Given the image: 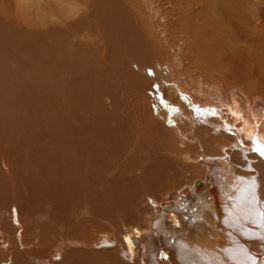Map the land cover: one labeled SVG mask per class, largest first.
<instances>
[{
	"label": "bare ground",
	"instance_id": "1",
	"mask_svg": "<svg viewBox=\"0 0 264 264\" xmlns=\"http://www.w3.org/2000/svg\"><path fill=\"white\" fill-rule=\"evenodd\" d=\"M61 2L72 7L60 19L31 22L0 0V221L49 224L52 264H264V0ZM119 79L135 89L138 126L120 115ZM165 137L189 145L152 157ZM136 146L152 161L133 178L122 156ZM166 187L178 190L164 211L146 196ZM89 207L112 223L154 215L117 253L90 254ZM23 247H8L15 261L30 258Z\"/></svg>",
	"mask_w": 264,
	"mask_h": 264
},
{
	"label": "rangeland",
	"instance_id": "2",
	"mask_svg": "<svg viewBox=\"0 0 264 264\" xmlns=\"http://www.w3.org/2000/svg\"><path fill=\"white\" fill-rule=\"evenodd\" d=\"M17 0H5V4L7 5V6H10V8H13L14 9V11H15V14L17 13L18 14V16H20V17H22V18H24V19H28V20H30L31 22H35L36 20H35V17H36V14L38 13V14H41V13H45V12H43L42 10H45L48 14H52V15H49V16H51L52 17V19H60L62 16L61 15H63L64 16V9L66 8V7H72L70 4H66V5H63L62 3L63 2H61V1H63V0H42V1H38V0H19L20 2V4L18 3V1L16 2ZM36 1H38V2H36ZM10 2V3H9ZM34 3V2H36L37 4H41V8L39 9V10H36L34 7H33V5H32V3ZM41 2V3H40ZM35 4V3H34ZM15 6V8H14V6ZM49 6V7H48ZM30 7V8H29ZM24 8V9H23ZM37 11V12H36ZM38 11H40V13L38 12ZM21 12H23V13H21ZM26 13V14H25ZM31 14H32V16H31ZM56 14V15H55ZM28 15H29V17H28ZM32 17V18H31ZM30 18V19H29ZM41 17H39L38 19H40ZM55 21V20H54ZM135 71L137 70V67L136 66H134V68H133ZM120 81V82H119ZM119 85L120 86H122V88L120 87V88H118V90L116 91V95H117V102H118V106H119V111H120V115L122 116V114H123V116H122V118H123V120L125 121V124H126V126L127 125H129V127H131L133 124L135 125L136 124V126H138L139 124L138 123H140L139 122V120L138 119H136L137 117H135L136 116V112H134V111H136L135 110V105L134 104H136V101L135 102H132V104H131V100L133 99V100H135L136 99V96L135 95H133V94H136V92L135 91H133V90H135L134 88H133V86L129 83V82H126L125 80H123V82H122V80L121 79H119ZM122 83V84H121ZM126 84L127 85H130L131 87H129V89H128V87L126 86ZM118 85V84H117ZM119 85H118V87H119ZM133 89V90H130V89ZM123 89V90H122ZM119 90H122V91H119ZM130 91V92H129ZM135 92V93H134ZM120 97V98H119ZM132 97V98H131ZM127 98H128V100H127ZM131 99V100H130ZM132 100V101H133ZM68 102V101H67ZM66 102V104H68ZM129 103L131 104V105H133V106H135V107H133V106H129ZM134 103V104H133ZM71 108H72V105H70V104H68ZM127 106H129V107H127ZM125 107V108H124ZM124 108V109H123ZM123 110L122 112H121V110ZM127 109H128V112H127ZM130 109V110H129ZM41 110V109H40ZM48 110V109H47ZM134 110V111H133ZM49 112V111H48ZM125 112V113H124ZM129 113V114H128ZM132 113V114H131ZM42 114H44V115H46V113L45 112H43ZM126 115V117H125V115ZM135 115V116H134ZM129 116V117H128ZM74 118V117H73ZM31 120H33V119H31ZM72 120H74V119H72ZM206 120V119H205ZM205 120H202V122L201 123H203V125H204V122H205ZM39 121H38V119L37 120H33V122L31 121V122H28L29 123V125L31 124V126L30 127H28L27 128V131L28 132H31V131H34V129H32L33 128V126H35L37 123H38ZM34 125H33V124ZM40 123V122H39ZM172 125L171 126H169L170 128H174V127H176V126H178L177 124H178V121H176V120H173V121H171L170 122ZM33 125V126H32ZM131 125V126H130ZM164 125L165 124H161V126L162 127H164ZM201 125V124H200ZM202 125V126H203ZM148 127L149 128H151L150 127V125H148ZM134 129V131H135V129L136 128H133ZM124 131V132H123ZM122 132L124 133V134H127L128 132V127L126 128V129H124ZM123 133H122V135H123ZM218 134H221V133H219L218 132ZM215 135H217V134H215ZM166 136H168V135H166ZM211 136H214V135H209L208 133H207V135L206 136H204L205 138H204V141L207 143V145L209 146V145H211V142H208V139L211 137ZM166 138V140L164 139V138H159V139H157V141L155 140L154 141V147H160L158 150H159V152H158V150H154V152H152V157H158L160 154L161 155H164L165 156V154L167 155H169V154H171V150L172 149H174L175 147V149L176 150H184V149H187L186 147L189 145L188 143H184L185 145H187V146H182V147H180V146H172L173 144H172V141H173V139H174V137H171L172 139L170 140L169 139V137H165ZM189 139H191V140H193L194 138H191V136H189L188 137ZM176 139V138H175ZM174 139V140H175ZM180 138L178 137V140H179ZM169 142V143H167V142ZM155 142H156V144H155ZM166 142V145H168L169 146V149H167L166 148V151H164L163 152V148H164V146H162L161 147V145H163L164 143ZM172 144V145H171ZM204 145V144H203ZM148 145H146L145 147H147ZM194 146V145H193ZM227 146V148L225 149V153L228 155V156H235L236 154H237V152L238 151H236L235 149H233V147L231 146V145H229V144H227L226 145ZM145 147L143 146V147H139V146H136V150H128L122 157V162H123V164H129V163H132V165L129 167V168H127V170H126V175L128 176V177H133V178H136V175H138L139 174V172L138 171H143L146 167H148L149 166V164H150V162L152 161L151 160V158H149V160H147L146 158L144 159V157H142L141 158V153L143 152H148V149H146L145 150ZM172 147H174V148H172ZM181 149H180V148ZM185 147V148H184ZM183 148V149H182ZM144 149V150H143ZM221 148L219 147V146H216V148H215V150H214V152H215V154H218L220 151ZM142 150V151H141ZM168 150V151H167ZM150 151V150H149ZM135 152H136V154H135ZM138 152V153H137ZM166 152V153H165ZM154 153V154H153ZM131 154V155H130ZM146 154V153H145ZM133 155H134V157H133ZM137 155V156H136ZM5 155H2V157H4ZM146 156V155H145ZM138 157V158H137ZM140 158V161H144V162H141V164H143L142 165V167H139L140 166V163H138L137 161V159H139ZM144 159V160H143ZM136 160V162L134 163V161ZM148 164V165H147ZM147 165V166H146ZM187 165H189L188 163H187ZM115 166V168H118L117 166L118 165H114ZM189 166H191V165H189ZM137 167L138 168H140V169H138L137 170ZM134 168H136V169H134ZM138 172V173H137ZM137 173V174H136ZM96 176H98V175H96ZM188 179V180H187ZM187 182H191L192 184L193 183H195V182H201L203 179L201 178V177H199V176H197V177H192V176H188L187 177ZM182 185V184H181ZM179 187V186H178ZM178 187H176V188H170V187H166L162 192H160L159 193V195L157 196V195H147L146 197H149L150 199H152L154 202H156L157 204H160V206H163V205H166L167 203H169V202H171V200L174 198V195H175V193H176V191L178 190ZM145 201V200H144ZM149 205V204H148ZM130 206H132V208H135L136 209V201L135 202H133ZM146 206H147V204H146ZM87 213H86V215H85V217L86 218H83V225L85 226V227H87L88 229H89V231L91 232L90 234V236H91V239L89 240L88 239V241L86 242V245H87V247H85V248H82V249H85L86 250V252H88V253H90V254H108V253H117L118 251H119V247L121 246L120 244H121V242H122V236H123V234L124 233H126V232H128L131 228H135V229H137V227H136V225L138 224V230H145V229H148L149 227H148V222H150L152 219V217H153V215L154 214H152L148 219H144V218H146L147 217V215L145 214L143 217H141L139 220H137L136 221V223L134 224V225H129V223L127 222V223H125L124 221H123V223H122V220L121 219H119V220H115V222H111L110 220L109 221H107V220H103V219H101L100 217H97L96 215H94V214H92L93 212H92V210H90V207L87 209ZM95 216V217H94ZM114 221V220H113ZM0 223H5V224H9V225H11L10 227H11V231H12V233H10L9 231H7L6 229H3L2 227H0V264H37V259H35V258H32V255L34 254V251L35 252H39L40 251V248L42 247V249H45V252L42 254V255H40V256H43V259H49L50 260V263H49V261L48 262H46V261H42L43 259H40V262L42 263V264H52L53 262H55V261H53L51 258L53 257V253L55 252L54 251V249H52V248H50V247H48V248H44L43 246H59L58 244H57V242L56 241H54V239H53V237H48L47 235H46V238H43L42 237V234H41V232H42V230H41V228L43 229V227H45V225H48L49 226V224H45V223H41L40 225L41 226H39V225H37V226H33V224H31L29 221H27V220H23V222L22 223H17V222H15V221H7V222H5L4 220L3 221H0ZM125 224V225H124ZM17 227H16V226ZM32 225V226H31ZM44 225V226H43ZM1 226V225H0ZM15 226V227H14ZM30 226V227H29ZM35 230H34V229ZM13 229V230H12ZM29 229H30V232H29ZM32 229V230H31ZM37 229V230H36ZM3 230V231H2ZM121 233V236L119 237V235H118V233ZM29 233L31 234L30 236H29ZM119 233V234H120ZM104 237H107V239H110V240H113L117 245V247L116 248H114V249H102V250H94L93 248H91V246L96 242V241H100L102 238H104ZM101 238V239H100ZM43 239V240H42ZM40 240H42V241H40ZM49 241V242H48ZM113 241H109L110 243H113L114 244V242ZM16 242V243H15ZM52 242V243H51ZM16 244H18L19 246H31V247H23L22 249H16V251L18 252V253H20V252H25L26 253V255L28 256V257H30L29 259L28 258H26V259H24V262H23V260L21 259V260H18L17 259V261H15L16 260V258L14 259L13 258V256H11L10 255V252H9V250H8V247L9 246H11V245H16ZM6 245V246H5ZM39 246H40V248H39ZM81 249V248H80ZM61 252H62V250H61ZM10 256H11V258H10ZM15 257V256H14ZM38 258V257H37ZM63 259V256L61 255V260ZM11 260V263L10 262H7V261H10ZM34 260V261H33ZM57 261H60V259H57Z\"/></svg>",
	"mask_w": 264,
	"mask_h": 264
},
{
	"label": "water",
	"instance_id": "3",
	"mask_svg": "<svg viewBox=\"0 0 264 264\" xmlns=\"http://www.w3.org/2000/svg\"><path fill=\"white\" fill-rule=\"evenodd\" d=\"M171 207V205L169 204V205H166V206H163V210L164 211H167V210H169V208ZM103 246L104 245V243H102V244H100V246ZM109 245H112V243H110Z\"/></svg>",
	"mask_w": 264,
	"mask_h": 264
}]
</instances>
